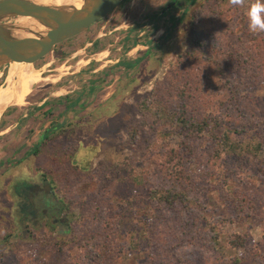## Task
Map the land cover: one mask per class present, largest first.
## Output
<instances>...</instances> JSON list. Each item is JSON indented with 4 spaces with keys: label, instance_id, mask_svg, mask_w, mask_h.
<instances>
[{
    "label": "rangeland",
    "instance_id": "rangeland-1",
    "mask_svg": "<svg viewBox=\"0 0 264 264\" xmlns=\"http://www.w3.org/2000/svg\"><path fill=\"white\" fill-rule=\"evenodd\" d=\"M253 2L125 0L32 63L47 79L24 82L25 103L0 117V264H264V32L249 27ZM178 113L214 125L188 136L184 154L171 152L179 132L168 135ZM166 167L180 169L192 200L152 195ZM42 181L67 219L35 226L15 191Z\"/></svg>",
    "mask_w": 264,
    "mask_h": 264
},
{
    "label": "water",
    "instance_id": "water-1",
    "mask_svg": "<svg viewBox=\"0 0 264 264\" xmlns=\"http://www.w3.org/2000/svg\"><path fill=\"white\" fill-rule=\"evenodd\" d=\"M121 0H94L79 16L74 12L37 4L29 0H0V14L13 13L34 17L49 25L46 35L9 38L0 30V67L7 62L35 63L47 55L54 45L74 37L110 13Z\"/></svg>",
    "mask_w": 264,
    "mask_h": 264
},
{
    "label": "bare ground",
    "instance_id": "bare-ground-1",
    "mask_svg": "<svg viewBox=\"0 0 264 264\" xmlns=\"http://www.w3.org/2000/svg\"><path fill=\"white\" fill-rule=\"evenodd\" d=\"M37 4L49 5L54 7L63 8L75 13L79 16L84 12L85 7L91 5L94 0H29ZM7 14L0 15V30L9 38H20V37H34L46 35L50 29L49 25L44 23L42 20H47L45 17H34L27 15H16L15 22H3ZM26 62L13 61L11 63L10 70L8 72L7 80L10 82L6 86H0V117L3 109L10 105H22L25 103L26 94L24 88V82L29 80H44L47 78L42 77V73L33 67L32 63H26L32 70L26 71ZM60 68V67H59ZM58 68V69H59ZM1 75V74H0ZM15 77H19L21 84L19 87H15L11 84ZM18 79V80H19ZM30 82V81H29ZM14 84V83H13ZM26 92L30 90V85L25 84ZM5 113V112H4Z\"/></svg>",
    "mask_w": 264,
    "mask_h": 264
},
{
    "label": "trees",
    "instance_id": "trees-1",
    "mask_svg": "<svg viewBox=\"0 0 264 264\" xmlns=\"http://www.w3.org/2000/svg\"><path fill=\"white\" fill-rule=\"evenodd\" d=\"M125 64L130 67V66H134L135 63L132 62V63H125ZM177 115H178L177 117H179V120H178L179 126L177 125L178 130L177 131H170L168 133V135L171 137V135L173 133L179 132L182 139L176 146H171L172 147L171 152L184 154L186 151L185 140L188 136H191L193 133L201 131V130L204 131L206 129H212L214 127V125L212 124V120L208 116L199 120L198 118H195L194 116L185 117L183 115H180L179 113ZM197 121H200V122H197ZM217 123L218 124H217L216 130L223 129V128H221L223 122H222L220 117L218 118ZM216 142H217L216 153L218 155H220L222 147H224V146L230 147L231 146L230 145L231 144L230 135L226 132L220 138H218ZM168 143H169V141H168ZM214 152H215V150H214ZM187 157L188 156L182 157V158L187 159ZM178 169H179L178 167H175V168L166 167L165 169H162L158 172V174L160 173L162 175V178H157L156 182L152 186L151 191L153 193L152 194L153 196L158 197V193H159V194H161V196H160L161 201H164L165 203H169V204L173 203V201L175 202L178 200H180V201L192 200V197L188 191V187L186 186V183L184 182L182 174L178 173V172H180V169L179 170ZM184 171H186V170H184ZM177 173L179 174L178 176L180 178L177 177ZM156 175L157 174H155L153 176V179ZM155 199H153V200H155Z\"/></svg>",
    "mask_w": 264,
    "mask_h": 264
},
{
    "label": "flooded vegetation",
    "instance_id": "flooded-vegetation-1",
    "mask_svg": "<svg viewBox=\"0 0 264 264\" xmlns=\"http://www.w3.org/2000/svg\"><path fill=\"white\" fill-rule=\"evenodd\" d=\"M124 1L125 0H121L120 3L110 13H112ZM110 13H108L107 15H109ZM55 46L56 45H54L53 48ZM25 68L27 72L30 69L26 63ZM16 185L17 184H14L13 186L14 190H16ZM22 187L23 188L21 190L15 191L16 195L20 197L18 206L24 212L23 214L28 213L32 217L33 224L35 226L39 224V220H41L42 218L46 219L47 223L56 222L61 218L64 220L67 219V216L65 218L62 216L63 209L60 206L59 198L56 196V193L50 188L48 183L42 181L41 183H31L28 186Z\"/></svg>",
    "mask_w": 264,
    "mask_h": 264
},
{
    "label": "clouds",
    "instance_id": "clouds-1",
    "mask_svg": "<svg viewBox=\"0 0 264 264\" xmlns=\"http://www.w3.org/2000/svg\"><path fill=\"white\" fill-rule=\"evenodd\" d=\"M232 3L238 5L241 0H232ZM246 15L249 18L251 30L264 32V0H255L251 3Z\"/></svg>",
    "mask_w": 264,
    "mask_h": 264
},
{
    "label": "crops",
    "instance_id": "crops-1",
    "mask_svg": "<svg viewBox=\"0 0 264 264\" xmlns=\"http://www.w3.org/2000/svg\"><path fill=\"white\" fill-rule=\"evenodd\" d=\"M47 107V106H46ZM47 110H45V112H46Z\"/></svg>",
    "mask_w": 264,
    "mask_h": 264
}]
</instances>
